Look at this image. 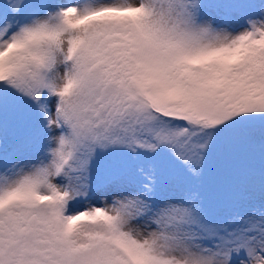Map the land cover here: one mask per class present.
<instances>
[{
    "label": "snow or ice",
    "instance_id": "6c2138e0",
    "mask_svg": "<svg viewBox=\"0 0 264 264\" xmlns=\"http://www.w3.org/2000/svg\"><path fill=\"white\" fill-rule=\"evenodd\" d=\"M0 264H264V0H0Z\"/></svg>",
    "mask_w": 264,
    "mask_h": 264
}]
</instances>
